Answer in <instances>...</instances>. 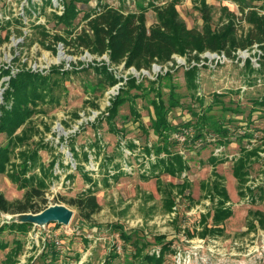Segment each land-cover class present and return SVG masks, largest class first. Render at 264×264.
<instances>
[{"label":"rangeland","instance_id":"1","mask_svg":"<svg viewBox=\"0 0 264 264\" xmlns=\"http://www.w3.org/2000/svg\"><path fill=\"white\" fill-rule=\"evenodd\" d=\"M96 1L78 2L81 9L75 20L78 29L83 24L84 12L94 7ZM102 1L126 9L134 6L126 0ZM252 1L264 6V0ZM204 2L213 8V27L221 22L222 7L239 15L237 4L232 0ZM44 4L43 0H0V67H9L13 75L22 68L47 74L54 65L59 66L61 72L67 71L56 75L63 84L59 89L62 92L60 101L54 105H41L38 108L40 113L34 114L28 123L33 127L28 144H47L46 149L39 150L41 160L46 166L51 160L56 161V176L45 189L47 206L58 203L70 207L61 197L75 196L88 186L95 187L94 183L85 182L84 175L77 168L82 165L84 171L95 179V195L102 208L91 221H83L76 209L70 207L73 216L69 224L49 223L48 228L53 234L46 239L49 250L37 264H107L109 257L108 264H138L132 257L133 241L136 239V244L143 246V253L158 252L160 245L156 244L155 237L160 235L165 236V241H172L174 250L166 255L164 264H264V228L256 214L250 213H264V105L256 103L264 98V84L257 82L261 75L250 71L249 67L235 64L236 56L218 59V54L210 51L199 54V60L192 62L188 60L189 54H175L164 65L155 63L150 70L144 69L146 74L133 67L111 66L106 55L97 56L87 50L66 52L62 43H58L56 52H53L38 43L34 25H45L51 34L63 32L62 26L56 24L51 15L53 11L61 13L63 5L61 0H52V5L45 4L42 10ZM200 5L197 0H177L176 8L189 28L199 29L203 24ZM146 13L149 26L155 15L152 10ZM246 27L243 23L242 29ZM248 52L253 55L252 49ZM248 52L239 51L237 55L245 58ZM59 54L63 55L60 59ZM104 62L117 77H122L120 83L108 86L105 74L96 69ZM195 64L199 66V95L193 96V90L186 85L184 70ZM203 65L208 66L207 69L202 68ZM132 76L144 78L141 89L129 88L126 84ZM157 77L159 80L155 83L148 81ZM8 79L9 76H4L0 81V103ZM242 86L248 91L241 94ZM172 87L181 102V106L168 113L170 121L179 130L172 133L178 139L174 150H179L189 165L180 177L153 171L151 161L140 151L146 144L157 143V137L148 128L153 116L151 100L157 91L167 100ZM112 91L125 98L112 120L114 127L106 118L112 100L108 95ZM196 96L203 98V105L195 99ZM132 103L138 118L131 113ZM209 103H212L211 108H206ZM193 111H208L219 118L230 128L231 142L218 145L217 134L212 130L197 138L196 132L183 124L195 121ZM6 141V136L0 134V146ZM131 142L136 145L134 149L129 147ZM72 147L80 159L73 157ZM254 147L259 148V156L253 157L247 166V181L242 187L246 195L241 196L233 166L242 148ZM124 149L131 151V155H126ZM86 151L87 161L83 158ZM212 157L224 161L213 165ZM125 161L131 166V172L120 170ZM213 168L222 176L232 215L219 225L220 231L201 236L205 225L210 227L212 224L216 200L207 196L203 184L214 177ZM111 170L118 172L112 174ZM71 173L73 178L69 179ZM156 175L167 187L169 183L189 182L183 194L173 188L175 205L172 212H166L164 198L157 189ZM0 191L9 200L20 199L24 194V190L11 182L5 173H0ZM16 220L19 217L15 214L0 213V227L4 228L0 233V244L7 243L5 249H0V263L20 243L15 264H29L32 260L35 264L38 256L33 259V253L38 247L27 249L25 255L24 252L33 242L42 245L44 234L38 229L33 230V226L26 233L6 228V224ZM251 221L254 222L252 226ZM110 224H121L125 230H136V233L130 242L125 243L119 232L109 228ZM28 253L32 254L27 257Z\"/></svg>","mask_w":264,"mask_h":264},{"label":"trees","instance_id":"2","mask_svg":"<svg viewBox=\"0 0 264 264\" xmlns=\"http://www.w3.org/2000/svg\"><path fill=\"white\" fill-rule=\"evenodd\" d=\"M89 1L61 0L62 12L53 11L51 15L55 23L62 26L63 32L51 34L45 25H34L37 29L36 39L38 43L53 52H56L57 44L62 43L66 52L69 53L87 50L97 56L106 55L111 66L122 65L125 69L133 67L137 71L150 70L155 63L164 65L171 61L175 54H189V62L198 61V55L206 51L223 52L227 57H234L237 50H249L257 44L261 50L258 66L253 65L250 58H246L244 61L238 59L235 64H241V67H249L250 71H256L257 74L261 75L257 78L258 84H264V77H262V75L264 76L263 5L254 4L252 0H232L237 4L239 15L227 7H222L221 22L213 27L211 16L213 8L206 5L204 0H197L201 3L199 10L203 20L201 28L198 29L195 27L189 28L186 25L176 8L177 0H140L141 2L126 0L134 3V6H131L130 9L97 0L94 7L84 12L81 18L83 24L78 29L75 23L81 12L78 2L86 4ZM44 3L52 5V0H43ZM45 4L41 6L42 10ZM148 10H152L155 15V21L149 26L146 19ZM243 23L247 25L245 29H242ZM198 67L195 64L184 70L186 85L193 90V96L199 95L197 91ZM207 67L203 65L202 68L207 69ZM96 69L102 70L105 74L108 86L115 85L123 80L122 77H117L105 62L101 66H97ZM209 69L211 68L209 67ZM60 73H67V71L61 72L59 66L55 65L47 74L40 70L22 68L13 75L9 67H0V81L4 76H9V79L5 82L7 85L2 93L0 103V134H4L7 138L6 143L0 146V173H5L11 182L24 190L23 197L15 200L7 199L0 191V213H36L47 206L45 189L49 186V182L53 180L52 178L56 176L54 170L56 161L53 159L46 166L41 160L39 150L46 149L47 144L38 143L35 146L28 144V140L33 135V127H29L28 123L32 120L34 114L40 113L41 110H38V108L41 105H54L60 101L62 92H59V89L63 84H60L59 78L56 76ZM143 79V77L138 79L132 76L128 78L126 84L129 85V88L141 89ZM158 80L159 77L156 80L148 79L150 83H155ZM247 91L248 88L245 86L240 88L241 94ZM124 99L120 94H117L107 107L106 118L113 127L112 120L118 114L119 107ZM195 99L200 105H203V98L196 96ZM256 103L264 105V98L256 100ZM211 104H207L206 108H211ZM151 105L153 116L148 128L157 137V143L155 145L146 144L140 148V151L146 155L145 158L151 161L153 171L157 170L159 174L180 177L189 169V165L183 154L179 150H174L178 139L174 138L172 133L179 132V130L172 124L168 116L170 110L181 106L180 98L172 87L167 100H164L161 92L157 91L155 97L151 100ZM131 113L137 118L139 117L133 103ZM193 114L195 115V121H188L183 124L192 128L194 133L196 132L197 138L203 136L205 131L212 130L217 134L218 145H228L231 142L229 137L231 130L226 124L221 123L219 118L211 115L208 111L206 113L193 111ZM47 128L49 129V127ZM185 140L187 141L188 137ZM129 147L134 149L136 145L131 142ZM71 152L75 159H80V155L74 147L71 148ZM151 155L154 156L153 159L150 158ZM258 156L259 148H242L240 155L235 160L233 176L238 181L241 196L246 195V191L242 187L247 181V166L253 157ZM83 158L86 161L89 160L87 151L83 152ZM211 159L213 165L224 161L216 157ZM77 168L84 175L85 182L94 183L95 187L88 186L75 196H63L61 199L67 205L76 209L80 219L91 221L92 216L102 208L95 195L97 184L95 179L88 175L87 171H84L82 165L77 166ZM119 168L122 170L121 167ZM109 172L115 174L118 170ZM212 174L214 175L212 180L203 184L207 196L216 200L213 208L212 224L210 227L207 224L205 225L201 236L220 231L219 225L232 215L231 207L227 205L229 195L222 176L214 168ZM70 178H73L72 173L69 174ZM156 178L157 189L164 198L166 212H172L175 205L172 196L173 188H177L178 193L183 194L189 187V182L185 180L181 184L169 183V187H167L163 186L164 184H162V180L158 175H156ZM248 189L250 191V188ZM250 213L256 214V219H259L261 227L264 228V213L262 211ZM204 218L206 219V217H203V220H205ZM253 223L251 221V226L254 225ZM6 225V228L10 231L19 233H26L28 228L33 226L29 222L16 221ZM109 228L119 232L120 239L125 243L130 242L132 235L136 233V230H125L121 224H110ZM3 230L4 228L0 227V233ZM164 238L163 235L155 237V242L160 245V248L158 252L152 253H143V246L137 245L135 239L133 241V244H135L134 253L132 254L133 259L138 264H164L166 255L174 251L171 248L172 241H165ZM6 247L7 243L0 244V249ZM20 247L21 244L19 243L15 250L8 252L7 257L0 264H15L17 251L20 250ZM48 250L49 245L45 241L44 248L34 263L37 264L38 260ZM115 255L117 254H113V256ZM109 260L110 257L105 263L108 264ZM32 263L33 261L29 264Z\"/></svg>","mask_w":264,"mask_h":264},{"label":"water","instance_id":"3","mask_svg":"<svg viewBox=\"0 0 264 264\" xmlns=\"http://www.w3.org/2000/svg\"><path fill=\"white\" fill-rule=\"evenodd\" d=\"M2 98V96H1ZM19 220L17 222H29L35 225H44L49 223H58L62 225L69 224L73 210L64 204H51L39 212H22L16 213Z\"/></svg>","mask_w":264,"mask_h":264},{"label":"built area","instance_id":"4","mask_svg":"<svg viewBox=\"0 0 264 264\" xmlns=\"http://www.w3.org/2000/svg\"><path fill=\"white\" fill-rule=\"evenodd\" d=\"M62 8H63V6L60 7V9H62ZM239 51H246V52H248L249 50L248 49H244V50H240L239 49V50H237L234 53V55L237 57V59H241L242 61H244L246 58H250V60L253 63V65H255V66H258L259 65L258 60H259V57H260V54H261V50L258 48L257 44L253 45V47H252L253 55H250L249 52H248V55L245 58H243L242 56L237 55V52H239ZM216 53L218 54L217 55L218 59H224V60L227 59L226 55L223 52H220V53L216 52ZM165 70H166V68H165ZM143 71H145V70H143ZM146 73L147 72L145 71V74ZM148 75H150V74H148ZM119 83H120V81H119ZM116 94H117V91L109 92L108 97L109 98H113V96L116 95ZM124 152H125L126 155H130L131 154V151H129L127 149H124ZM150 158L153 159L154 156L151 155ZM127 163L128 162L125 161L123 163V165H121L122 166L121 169L124 170L125 172L127 170L129 172H131V169L132 168ZM48 225L49 224H44V225H35V224H33V227H32L33 230L34 229H38L40 231V234H44V236L42 235V237H41V239H42L43 242H42V245H39V242H37L36 244L34 242L31 243L30 245L28 244V246H27V248H26V250L24 252V255L27 253V249L34 248V247H38L37 252L36 253H33V259H35L37 256H39V254L41 253V251L44 248V243H45L46 239L53 236V234L51 233V231L48 228ZM28 243H30V242H28ZM31 254L32 253H28L27 257H29ZM35 260H34V262H35Z\"/></svg>","mask_w":264,"mask_h":264},{"label":"bare ground","instance_id":"5","mask_svg":"<svg viewBox=\"0 0 264 264\" xmlns=\"http://www.w3.org/2000/svg\"><path fill=\"white\" fill-rule=\"evenodd\" d=\"M62 56H63L62 54H59V59L62 58Z\"/></svg>","mask_w":264,"mask_h":264},{"label":"crops","instance_id":"6","mask_svg":"<svg viewBox=\"0 0 264 264\" xmlns=\"http://www.w3.org/2000/svg\"><path fill=\"white\" fill-rule=\"evenodd\" d=\"M149 11H150V10H149ZM147 12H148V11H147ZM146 15H147V13H146ZM154 21H155V20H154ZM154 21H153V22H154ZM153 22H152V23H153ZM152 23H151V24H152Z\"/></svg>","mask_w":264,"mask_h":264}]
</instances>
